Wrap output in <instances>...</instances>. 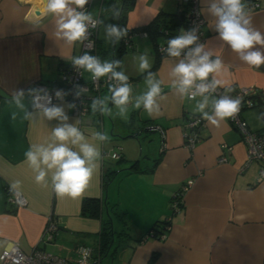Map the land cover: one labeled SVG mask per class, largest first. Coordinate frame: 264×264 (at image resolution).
Here are the masks:
<instances>
[{"label": "crops", "instance_id": "crops-1", "mask_svg": "<svg viewBox=\"0 0 264 264\" xmlns=\"http://www.w3.org/2000/svg\"><path fill=\"white\" fill-rule=\"evenodd\" d=\"M114 1L89 0L87 6L90 4L89 12L100 19L104 20L105 16L106 22L109 13L105 9ZM198 2L205 20V41L224 62L218 78L232 88L254 87L264 94V67L248 66L230 48L221 46L214 39L217 33L207 12L209 0ZM259 4L261 8L251 15L254 26L264 32V0ZM42 8L43 0H0V257L15 244L26 254L39 248L70 262L75 260L78 246L89 247L94 252V264H264V179L257 180L256 165L241 170L245 147L228 119L218 127L205 121L195 148L188 151L184 147L186 117L200 114H194L197 101L181 99L170 87L168 73L180 58H164L154 71L157 78L165 81L162 87L166 98L159 101L160 112L152 117L143 108L136 110L130 105L126 121L98 112L93 115L91 107L79 119L68 108V101L54 103L64 107L69 123L80 121L77 126L89 140L94 131H106L110 141L98 144L102 154L99 168L79 197L56 195L50 173L48 186L36 183L24 154L31 144L44 142L57 121H27L22 119V113L13 120L11 112L19 110L14 104H6V99L11 101L16 88L56 86L62 69L71 64L70 58L81 53L80 42L68 46L53 36L54 19L43 15ZM183 9L185 5L180 0H134L133 8L127 13L125 27L135 31L133 50L122 54V67L117 71L129 76L133 102L135 96L146 90L145 77L138 79L141 73L134 57L147 49L152 65L156 59L155 44L136 30L150 24L160 12L175 14ZM34 21L41 25L35 30L31 28ZM109 21L118 25V20ZM177 28L178 35L184 27ZM98 33L96 55L103 62L111 59L115 45L106 42L103 26H99ZM162 41L164 38L157 43ZM90 76L83 72L82 82L88 83ZM105 94L108 90H103L101 98ZM23 102L28 103L27 99ZM109 107H112L110 103ZM245 114L246 111L242 118L249 125ZM142 133L158 136L151 155L143 151L139 140ZM112 143L117 144L113 147L119 150L121 164L110 158ZM224 146L230 151L225 152ZM224 152L227 161L219 163ZM136 162L140 171H130ZM151 168L153 171L147 172ZM107 170L119 173L104 191L102 180ZM16 180L21 182L27 202L23 208L8 203L9 184ZM189 180H193V185L184 193L183 205L173 211V197ZM84 198L103 200L101 220L111 218L116 237L121 231L128 235L126 239L115 240L114 260L96 257L101 220L81 215ZM116 210L120 211L116 213ZM50 219L57 226V233L52 243H42ZM166 219L170 225L164 240L139 241L156 222Z\"/></svg>", "mask_w": 264, "mask_h": 264}, {"label": "clouds", "instance_id": "clouds-1", "mask_svg": "<svg viewBox=\"0 0 264 264\" xmlns=\"http://www.w3.org/2000/svg\"><path fill=\"white\" fill-rule=\"evenodd\" d=\"M88 3L89 0H43L42 14L54 19L53 36L56 39L68 46L77 42L84 44L87 40L86 47L91 48L94 41L89 39V29H96L98 26L104 27L105 40L113 46L127 36L128 28L105 23V20L86 9ZM105 11L113 20H118L123 13L119 3L108 6ZM207 12L212 18L211 27L217 33L214 39L219 40L221 46L230 48L248 66L264 67V32L254 26L246 0H209ZM40 26L38 21H34L31 28L35 30ZM199 28L200 25L189 30L181 28L178 35L167 40L166 48L161 45L160 51L165 52L167 58H181L183 53V58L168 73L171 78L170 87L181 99L197 101L194 114L199 113L201 119L218 127L222 121L236 118L243 106V97L233 98L230 93L234 88L218 78L224 69V62L216 54V50L209 47L207 41L198 42ZM134 59L138 60L139 72L147 74L144 78L146 90L135 96L133 102V87L129 76L124 71H117L122 67L121 60L105 59L102 62L98 56L88 51L70 58L74 68L91 74L90 79L97 87L101 78L110 77L115 81L108 85V94L92 99L90 107L93 115L98 112L101 116L113 119L120 117L126 121L130 105L136 110L143 108L149 117L159 114V101L166 98L162 87L165 81L157 78L158 73L151 71L152 64L147 49ZM76 87L79 89L75 93L77 98L82 92L88 91L79 85ZM220 88H224V92L218 94ZM65 95L67 93L62 90L55 93L56 98L61 101ZM197 97L200 99L197 100ZM25 99L27 104L23 102ZM109 103L112 107H109ZM6 104H14L19 110L11 112L13 120L22 113V119L27 121H57L44 142L30 145L24 154L25 160L35 173L36 183L48 186L50 173L51 187L56 195L79 197L99 168L102 154L98 144L110 141L108 133L94 131L89 140L77 126L80 121L69 123L64 107L52 104V97L46 89L16 88L11 101L6 99ZM68 108L75 109L76 104L69 103ZM257 120L264 122V110L259 112ZM198 123L199 120L196 121ZM261 175L264 176V173ZM9 193L18 205L26 202L19 180L9 184ZM78 252L81 255L80 264H87L91 249L81 247ZM5 257L10 264H27V257L15 246L5 252Z\"/></svg>", "mask_w": 264, "mask_h": 264}, {"label": "built area", "instance_id": "built-area-1", "mask_svg": "<svg viewBox=\"0 0 264 264\" xmlns=\"http://www.w3.org/2000/svg\"><path fill=\"white\" fill-rule=\"evenodd\" d=\"M185 6V30H189L191 28L196 27L197 25H200L199 31L197 32V35L199 36V43H203L205 41L203 28L205 26V20L203 19L199 2L198 0H180ZM260 0H247V5L252 12L258 10L260 8L259 6ZM86 9L89 11L90 4L87 6ZM90 36L89 39L94 41V46L91 48L86 47L88 41L86 40L84 44L80 43L81 46V53L82 55L85 51L94 52L96 49V40L98 37V31L99 26L96 29H89ZM126 42H128L131 37L132 33H130V30L127 33ZM163 45L165 48L167 47V42L157 45V53L159 55L166 56L167 54L165 52L160 51V47ZM187 51V49L185 50ZM181 58H183V53ZM180 58V59H181ZM83 77V70H77L72 66V64L67 65L64 67L61 71V77L60 82L56 86H37V88L46 89L49 92V95L52 97V104L59 102L61 100L57 99L55 96V93L57 90H62L63 92L67 93V95L64 96V100L68 101L69 103H75L76 108L72 109V114L79 119L86 116L90 109V103L92 102L93 98H101V93L103 90H108V85L115 83V81H112L110 77L101 78L99 83V86L97 87L96 84L93 83V81L90 79L88 83L82 82ZM79 85L80 88H86L87 92H82L80 97L77 98L75 93L79 90L76 86ZM224 89L220 88L218 89V94L223 93ZM258 90L254 87H248V88H242V87H236L234 88V91L230 93V95L235 98L236 96L243 97V106L241 107V110L239 114L236 116L235 119H228V122L230 126H232L239 134L240 140L242 144L245 147V162L242 167V171L246 170L252 165H256L258 168V178L257 180L260 182L264 179V176L261 175V173H264V129L260 131H254L252 130L249 125L246 123V121L242 118V114L244 110L250 109L252 107H258L260 111L264 110V94H260V101L257 99H254L253 97L258 94ZM199 120V123L196 124V121ZM205 120L201 119L199 115H193L190 117V120L187 122V128L186 132L183 134L184 139V147L188 151H192L195 146L200 141V130L204 128ZM163 138V132L160 131ZM224 151L229 152L230 148L227 146H224ZM223 153L219 159V163H225L227 161L226 154ZM110 158L112 160H118L120 158V155L117 152H113L110 154ZM193 185V180H189L184 184L181 189L175 194V196L172 199L171 207L173 211L180 210V206L183 204V195L184 193ZM7 197H8V203L15 206L16 208H23L26 206L27 202H25L23 205H18L14 198L9 193V190H7ZM25 199V198H24ZM26 201V200H25ZM57 233V226L52 222L48 221L46 224L43 234H42V243H52L54 241L55 234ZM18 247L17 245H12L11 247ZM11 247L3 252L1 257H5V252L10 251ZM85 246H78L76 248V257L75 260L70 262V260H67L65 258L59 257L57 255L50 254L42 249L36 248L34 249L30 254L24 253L19 247V251L27 257V264H80L81 262V255L78 252V249ZM89 248V247H86ZM94 252L91 249V255L88 258L87 264H94ZM1 264H10V261L5 257L4 259H1Z\"/></svg>", "mask_w": 264, "mask_h": 264}, {"label": "trees", "instance_id": "trees-1", "mask_svg": "<svg viewBox=\"0 0 264 264\" xmlns=\"http://www.w3.org/2000/svg\"><path fill=\"white\" fill-rule=\"evenodd\" d=\"M246 3H247V0H246ZM119 4L123 9V13L121 17L118 19V25L120 27H125V18H126L127 13L133 8L134 0H120ZM185 9H186V6H185ZM185 9L175 14H166L164 12H160L150 24L136 30L137 32L140 31L144 33L155 44L154 47H155L156 59L152 65L151 71L154 72L160 65V61L167 57V55L163 56L157 53L156 51L157 45L160 43L164 44L167 42L168 39L176 36L177 35L176 31L178 30L177 27H179V25L185 28V17H184ZM134 32L135 31H130V33H134ZM160 38H164V41L157 43L158 39ZM97 42H98V37L96 40L95 51L90 52V54L92 55H96L99 53V52L97 53ZM132 50H133L132 37L128 42H126V37H123L118 43L115 44L114 52L112 54L111 59L120 60L122 54H125L126 52L132 51ZM146 74L147 73L141 74L138 77V79L144 78ZM258 91H259L258 94L254 96L253 98L260 101V94H263V92L260 90ZM253 109H257L260 112V109L258 107H252L250 109H246L244 110V112L248 110H253ZM186 119L188 122L190 120V117L189 118L186 117ZM146 125H148V123H146L145 126ZM186 126H187V123L185 124L184 132H186V128H187ZM202 129L200 130V133ZM263 129L264 127L261 130ZM257 131H260V130H257ZM117 153L119 154V152ZM116 162L117 164H121L123 162L121 155H120V158ZM139 169H140L139 162L133 163L130 167V171H140ZM152 171H153V168L149 169L147 172H152ZM118 173L119 171H114V170H107L105 172L103 176V180H102V190L104 191L106 190V188L108 187V184L112 181V179ZM102 205H103V200H101L100 198H84L81 202V215L84 217L98 218L101 220ZM116 213H118L117 210H116ZM122 216H124V214H122ZM100 222H101V226H100V232H99V247H98V253H97L98 255L96 257L103 258V256H106V257H109L110 260H114V256L117 251L115 240L126 239L128 235L127 233H125V231H121L119 234H117V237H116V233L113 230L112 221L110 217H107V219H103ZM169 225L170 223L168 219L163 220L161 222H156L151 227V229L140 238L139 241L144 242L148 239L164 240L168 233Z\"/></svg>", "mask_w": 264, "mask_h": 264}, {"label": "rangeland", "instance_id": "rangeland-1", "mask_svg": "<svg viewBox=\"0 0 264 264\" xmlns=\"http://www.w3.org/2000/svg\"><path fill=\"white\" fill-rule=\"evenodd\" d=\"M115 3H117L118 1L115 0ZM114 4V3H113ZM112 5V4H111ZM109 6V5H108ZM257 11V10H256ZM255 12V11H254ZM110 15V14H109ZM108 21L106 20L105 23H111L109 20L110 18H107ZM104 20H105V16H104ZM104 28V27H103ZM99 54V53H98ZM259 114V111L257 109H253V110H248L246 111V116L248 117V123L250 125V128L254 131L260 130L262 127V123L257 120V115ZM143 128V127H142ZM142 128H141V132H142ZM142 147H143V151L144 153H148V155H151L152 152H154L156 145H157V141H158V136L155 133H142V135L140 136V139ZM113 146H117V144L112 143L110 145L109 148V154L113 153V152H119L118 148L113 147ZM120 210H118L119 212ZM120 233V232H119ZM118 233V234H119Z\"/></svg>", "mask_w": 264, "mask_h": 264}, {"label": "water", "instance_id": "water-1", "mask_svg": "<svg viewBox=\"0 0 264 264\" xmlns=\"http://www.w3.org/2000/svg\"><path fill=\"white\" fill-rule=\"evenodd\" d=\"M38 14V13H37Z\"/></svg>", "mask_w": 264, "mask_h": 264}]
</instances>
